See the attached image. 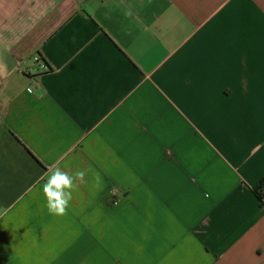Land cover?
Masks as SVG:
<instances>
[{"label":"crops","instance_id":"crops-1","mask_svg":"<svg viewBox=\"0 0 264 264\" xmlns=\"http://www.w3.org/2000/svg\"><path fill=\"white\" fill-rule=\"evenodd\" d=\"M263 179L264 0H0V264H264Z\"/></svg>","mask_w":264,"mask_h":264},{"label":"clouds","instance_id":"clouds-1","mask_svg":"<svg viewBox=\"0 0 264 264\" xmlns=\"http://www.w3.org/2000/svg\"><path fill=\"white\" fill-rule=\"evenodd\" d=\"M85 175L86 172L83 170L70 175L55 165L45 173L46 179L42 185V194L50 215L59 218L67 214L73 190L77 182H84Z\"/></svg>","mask_w":264,"mask_h":264},{"label":"trees","instance_id":"trees-1","mask_svg":"<svg viewBox=\"0 0 264 264\" xmlns=\"http://www.w3.org/2000/svg\"><path fill=\"white\" fill-rule=\"evenodd\" d=\"M254 191L261 203L264 202V179L254 187Z\"/></svg>","mask_w":264,"mask_h":264},{"label":"built area","instance_id":"built-area-1","mask_svg":"<svg viewBox=\"0 0 264 264\" xmlns=\"http://www.w3.org/2000/svg\"><path fill=\"white\" fill-rule=\"evenodd\" d=\"M38 60V59H37ZM118 191H122L121 189H118Z\"/></svg>","mask_w":264,"mask_h":264},{"label":"rangeland","instance_id":"rangeland-1","mask_svg":"<svg viewBox=\"0 0 264 264\" xmlns=\"http://www.w3.org/2000/svg\"><path fill=\"white\" fill-rule=\"evenodd\" d=\"M116 190L118 191V188H116Z\"/></svg>","mask_w":264,"mask_h":264}]
</instances>
